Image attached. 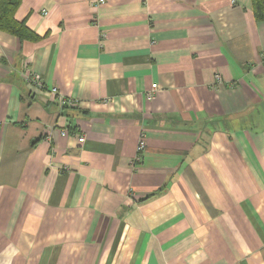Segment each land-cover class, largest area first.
Returning <instances> with one entry per match:
<instances>
[{
    "label": "crops",
    "instance_id": "crops-1",
    "mask_svg": "<svg viewBox=\"0 0 264 264\" xmlns=\"http://www.w3.org/2000/svg\"><path fill=\"white\" fill-rule=\"evenodd\" d=\"M95 1L22 0L39 38L0 30V264H264V21Z\"/></svg>",
    "mask_w": 264,
    "mask_h": 264
},
{
    "label": "trees",
    "instance_id": "trees-1",
    "mask_svg": "<svg viewBox=\"0 0 264 264\" xmlns=\"http://www.w3.org/2000/svg\"><path fill=\"white\" fill-rule=\"evenodd\" d=\"M22 0H0V30L18 39H38L39 36L32 33L14 17V12ZM253 18L257 21H264V0H250Z\"/></svg>",
    "mask_w": 264,
    "mask_h": 264
},
{
    "label": "built area",
    "instance_id": "built-area-1",
    "mask_svg": "<svg viewBox=\"0 0 264 264\" xmlns=\"http://www.w3.org/2000/svg\"><path fill=\"white\" fill-rule=\"evenodd\" d=\"M95 3H97V4L103 3V0H96ZM24 79H25L26 83L32 85L33 87H35L39 90H42V89L47 90V87L41 81L40 76L37 72H34V71L25 72L24 73ZM215 79L217 82H219L220 76L218 74H216ZM155 87H156V84H152L151 90H149L144 95V97L150 98L151 97L150 95H152V92L155 89ZM49 92H51L52 94H54L57 97V101L59 102L60 105H72L74 103H77L76 101L67 100V98H65V96H63L62 94H60L57 91L56 87H53V86L50 87ZM78 140L82 141L83 136L80 137ZM144 144H145L144 136H143V134H141L138 137L137 144L135 145L136 146V154L134 155L133 158H131L132 164L135 166L142 161V159H141L142 158V152L144 151V148H145Z\"/></svg>",
    "mask_w": 264,
    "mask_h": 264
}]
</instances>
